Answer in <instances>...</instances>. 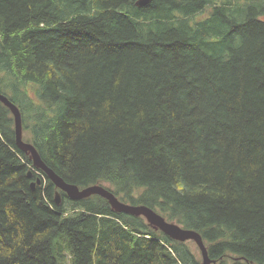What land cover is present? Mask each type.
<instances>
[{
    "label": "trees",
    "instance_id": "16d2710c",
    "mask_svg": "<svg viewBox=\"0 0 264 264\" xmlns=\"http://www.w3.org/2000/svg\"><path fill=\"white\" fill-rule=\"evenodd\" d=\"M135 1L0 0V93L68 183L195 230L210 264H264V0ZM0 264L202 258L99 194L57 189L0 101Z\"/></svg>",
    "mask_w": 264,
    "mask_h": 264
},
{
    "label": "water",
    "instance_id": "95a60500",
    "mask_svg": "<svg viewBox=\"0 0 264 264\" xmlns=\"http://www.w3.org/2000/svg\"><path fill=\"white\" fill-rule=\"evenodd\" d=\"M0 100L7 107H9V109L14 115L15 134L17 136L16 143L18 147L21 148L23 151L30 153L33 165L36 168L42 170L44 173H46L57 189L65 192L66 195L73 200L81 199L91 194H99L109 202V204L115 211L133 215H141L146 219L149 224L159 229L165 235L172 239L179 241H193L199 249L202 258V264H210V260L207 256L206 248L202 241V238L195 230L183 228L175 222L167 221L160 213L146 205L123 202L122 200L117 198L111 190H109L103 185L92 184L80 188L76 184L68 183L59 175H57L50 167H48L44 163L35 147L29 142H24L22 140L21 118L19 110L15 106V104H13L6 96L1 93ZM28 175H31L30 171L28 172ZM39 181L40 180L37 178L34 182L31 183V186L33 187L34 184L39 183ZM54 201L56 204L60 202L59 191H56Z\"/></svg>",
    "mask_w": 264,
    "mask_h": 264
},
{
    "label": "bare ground",
    "instance_id": "6f19581e",
    "mask_svg": "<svg viewBox=\"0 0 264 264\" xmlns=\"http://www.w3.org/2000/svg\"><path fill=\"white\" fill-rule=\"evenodd\" d=\"M150 0H147V1H143V0H136L135 1V3H136V5H138V6H141V5H144V4H146V3H148ZM5 96V95H4ZM1 101V100H0ZM14 104V103H13ZM16 106V105H15ZM17 107V106H16ZM9 108V107H8ZM19 110V109H18ZM12 112V111H11ZM13 114V113H12ZM13 117H14V115H13ZM22 129V128H21ZM14 131H15V121H14ZM22 133L24 134V132H23V129H22ZM23 134H22V140H23ZM16 134H15V140H16ZM17 144V143H16ZM18 146V145H17ZM49 167V166H48ZM46 174V173H45ZM47 175V174H46Z\"/></svg>",
    "mask_w": 264,
    "mask_h": 264
},
{
    "label": "rangeland",
    "instance_id": "374dc122",
    "mask_svg": "<svg viewBox=\"0 0 264 264\" xmlns=\"http://www.w3.org/2000/svg\"><path fill=\"white\" fill-rule=\"evenodd\" d=\"M14 118V117H13ZM23 134V133H22ZM24 142H27L23 139ZM68 209L71 210V207L68 206ZM189 241V244L192 246V249H197V251L199 250L197 246H195L196 244L191 241V240H188ZM201 256V255H200Z\"/></svg>",
    "mask_w": 264,
    "mask_h": 264
}]
</instances>
